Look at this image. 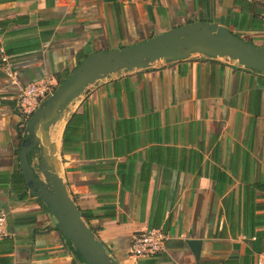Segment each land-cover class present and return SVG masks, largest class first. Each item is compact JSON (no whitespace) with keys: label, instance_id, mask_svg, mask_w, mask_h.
Instances as JSON below:
<instances>
[{"label":"crops","instance_id":"1","mask_svg":"<svg viewBox=\"0 0 264 264\" xmlns=\"http://www.w3.org/2000/svg\"><path fill=\"white\" fill-rule=\"evenodd\" d=\"M262 11L249 0H0V264H85L24 183L23 85L60 82L91 52L192 21L264 47ZM55 124L58 175L118 264H253L264 253V71L197 54L155 62L96 81ZM150 227L166 234L163 249L128 256ZM187 240L200 242L196 257Z\"/></svg>","mask_w":264,"mask_h":264},{"label":"water","instance_id":"2","mask_svg":"<svg viewBox=\"0 0 264 264\" xmlns=\"http://www.w3.org/2000/svg\"><path fill=\"white\" fill-rule=\"evenodd\" d=\"M193 54L225 58L244 68L264 71L263 46L254 45L215 23L187 22L119 49L87 54L26 119L20 136L18 163L27 191L46 205L57 231L70 241L85 264L118 263L94 238L69 197L58 175L50 128L66 104L85 93L96 81L112 73L141 69L155 62L183 59ZM30 156L36 160L41 177L32 167ZM186 243L196 257L200 242L187 240Z\"/></svg>","mask_w":264,"mask_h":264},{"label":"built area","instance_id":"3","mask_svg":"<svg viewBox=\"0 0 264 264\" xmlns=\"http://www.w3.org/2000/svg\"><path fill=\"white\" fill-rule=\"evenodd\" d=\"M258 3L263 11L261 20L264 28V0H249ZM224 59L225 58H214ZM7 58L0 55V67L7 69ZM56 79L52 75H44L23 85L17 94V107L20 114L26 120L35 108L41 104L53 92ZM6 212L0 208V238L5 231ZM166 234L159 227H150L140 233L132 235L127 249V255L131 257L152 256L160 252L164 247ZM253 264H264V253H255L252 257Z\"/></svg>","mask_w":264,"mask_h":264},{"label":"bare ground","instance_id":"4","mask_svg":"<svg viewBox=\"0 0 264 264\" xmlns=\"http://www.w3.org/2000/svg\"><path fill=\"white\" fill-rule=\"evenodd\" d=\"M55 125H56V124H55ZM55 125H53V126H55ZM53 126H52V127H53ZM52 127H51V128H52ZM51 128H50V132H51ZM50 137L53 138V139H55V138L57 137V133H56L55 131H52V133L50 134Z\"/></svg>","mask_w":264,"mask_h":264},{"label":"trees","instance_id":"5","mask_svg":"<svg viewBox=\"0 0 264 264\" xmlns=\"http://www.w3.org/2000/svg\"><path fill=\"white\" fill-rule=\"evenodd\" d=\"M248 42H250V41H248ZM251 43V42H250ZM61 82V81H60ZM60 82H56V85L58 84V83H60ZM25 119L23 120V122L25 123ZM22 129V128H21ZM39 200H41V199H39ZM80 212V211H79ZM80 214H81V212H80ZM81 217L83 218V215L81 214ZM91 229V228H90ZM91 231H92V229H91ZM93 232V231H92ZM75 252H76V254L79 256V257H81L79 254H78V252L76 251V249H75Z\"/></svg>","mask_w":264,"mask_h":264}]
</instances>
